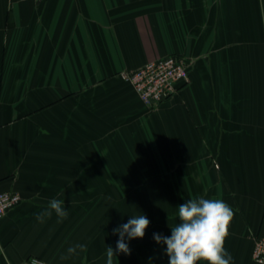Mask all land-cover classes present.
Instances as JSON below:
<instances>
[{
    "label": "crops",
    "instance_id": "crops-1",
    "mask_svg": "<svg viewBox=\"0 0 264 264\" xmlns=\"http://www.w3.org/2000/svg\"><path fill=\"white\" fill-rule=\"evenodd\" d=\"M166 55L183 57L191 79L149 107L119 72ZM144 169L175 214L212 194L229 205L231 264H258L264 0H0V192L23 198L0 217V264H107L126 183ZM52 199L68 217L38 222ZM125 241L133 255L114 264H143V238ZM77 243L87 250L62 260Z\"/></svg>",
    "mask_w": 264,
    "mask_h": 264
},
{
    "label": "clouds",
    "instance_id": "clouds-1",
    "mask_svg": "<svg viewBox=\"0 0 264 264\" xmlns=\"http://www.w3.org/2000/svg\"><path fill=\"white\" fill-rule=\"evenodd\" d=\"M64 205V201L59 199L50 200L48 209L37 214V221L44 223L45 218H51L54 212L57 223H62L68 217ZM233 216L230 206L220 199L193 198L178 206L179 222L169 227L171 235L154 233L153 239L157 244L166 245L168 264H231L233 258L224 245ZM149 224L147 216L140 214L130 216L127 223L113 229V234L118 235L119 239L115 249L106 247L107 264H114L117 253L131 255L125 238L129 241L142 239ZM86 250V244L77 243L68 247L67 253L60 258L66 260Z\"/></svg>",
    "mask_w": 264,
    "mask_h": 264
},
{
    "label": "built area",
    "instance_id": "built-area-1",
    "mask_svg": "<svg viewBox=\"0 0 264 264\" xmlns=\"http://www.w3.org/2000/svg\"><path fill=\"white\" fill-rule=\"evenodd\" d=\"M119 77L130 83L140 100L151 107L177 94L181 86L191 79L186 61L178 55H166L148 61L139 68L120 71ZM22 199L21 194L16 191L0 192V217L19 205ZM252 258L256 263L264 264V232L255 240ZM20 264L52 263L30 256Z\"/></svg>",
    "mask_w": 264,
    "mask_h": 264
},
{
    "label": "rangeland",
    "instance_id": "rangeland-1",
    "mask_svg": "<svg viewBox=\"0 0 264 264\" xmlns=\"http://www.w3.org/2000/svg\"><path fill=\"white\" fill-rule=\"evenodd\" d=\"M149 175L150 173L144 169L141 173V177L143 178L142 181L137 183H126L127 196L122 200L126 202L127 222L130 219V216H137L140 214H145L150 221L149 227L145 230V236L143 237V264H167L166 261H161V258L166 257V245L153 244L152 246L151 242L155 241L153 239L154 233L158 232L167 236L166 234L171 232L167 230V227L168 225L172 227L179 222L178 214H175L173 210L169 211L165 183L164 186H162L161 183L146 180L147 178H150ZM139 187L142 189V195L139 196L137 192L138 196L136 198H132L134 191H136L135 189ZM197 189L199 190V193H205V191H203L198 184ZM206 193L208 194L209 191H206ZM206 199H214L213 194L212 197L207 195ZM174 206L178 209L179 204H175ZM176 207L174 208L175 211ZM153 223H157V227L160 229H152ZM130 249H132V247H130ZM132 255L133 254L127 255L128 259L132 257ZM151 257L153 259L155 258L157 262H151Z\"/></svg>",
    "mask_w": 264,
    "mask_h": 264
}]
</instances>
